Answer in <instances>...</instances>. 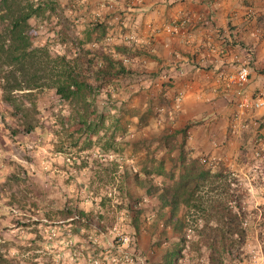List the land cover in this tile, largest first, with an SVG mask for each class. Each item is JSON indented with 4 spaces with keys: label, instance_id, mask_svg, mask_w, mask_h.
Returning a JSON list of instances; mask_svg holds the SVG:
<instances>
[{
    "label": "rangeland",
    "instance_id": "374dc122",
    "mask_svg": "<svg viewBox=\"0 0 264 264\" xmlns=\"http://www.w3.org/2000/svg\"><path fill=\"white\" fill-rule=\"evenodd\" d=\"M1 1L0 34L7 26ZM17 2L57 5L56 13L30 20L34 46L46 47L53 57L74 58L81 45L87 59L91 49L113 50L112 36L111 41L106 36L94 40L82 33L86 23L77 22L75 0ZM116 2L109 1V8ZM252 7L256 19L261 12ZM219 47L211 61L218 58L214 51ZM149 57L148 50L120 56L131 72L119 85L94 91L92 120L102 116L104 127L93 135L72 119V108L55 90L31 96L4 90L17 81L0 56V264H169L174 252L175 264H264L263 133L254 128L233 133L228 125L225 138L218 131L207 145L211 149L199 150L192 137L200 134L190 129L200 124H176L184 93L169 96L161 86L154 90ZM95 72L94 65L87 72L94 87ZM251 113L256 111L243 116ZM214 138L222 140L217 152ZM182 149L214 172L224 166L237 181L230 183L234 198L215 197L224 204L209 226L191 213L180 232L168 223L174 214L161 208L159 194L182 174ZM227 208L233 210L231 217ZM227 229L239 234L230 237Z\"/></svg>",
    "mask_w": 264,
    "mask_h": 264
},
{
    "label": "crops",
    "instance_id": "0c3cea01",
    "mask_svg": "<svg viewBox=\"0 0 264 264\" xmlns=\"http://www.w3.org/2000/svg\"><path fill=\"white\" fill-rule=\"evenodd\" d=\"M109 1L75 0L77 22L86 23L82 33L100 40L103 34L94 27L101 25L106 27L107 35L112 32L116 36L122 33L126 37L136 36L131 42L124 39L120 42L148 50L151 61L147 63L157 83L155 91L161 86L169 96L184 93L176 124L195 121L200 124L197 129H190L192 134H200L198 138L192 137V144L199 150L211 149L207 145L212 135L218 137L221 131L220 138H225L228 125L234 129L233 133L254 128L264 135V111L241 115L235 92L229 89L232 95L226 93L229 90L217 78L216 58L212 61L210 58L214 48L223 46L225 38L240 41L253 56L246 94L250 99L257 98L264 90V0H117L118 8H109ZM252 6L261 12L256 19L255 14L250 16ZM184 17L189 22L181 27L179 34L169 35V27ZM231 96L235 98L230 101ZM243 119L250 120L245 127ZM229 137V144L235 145L234 137ZM214 140L217 152L222 149V140Z\"/></svg>",
    "mask_w": 264,
    "mask_h": 264
},
{
    "label": "trees",
    "instance_id": "16d2710c",
    "mask_svg": "<svg viewBox=\"0 0 264 264\" xmlns=\"http://www.w3.org/2000/svg\"><path fill=\"white\" fill-rule=\"evenodd\" d=\"M1 6L2 11L5 13L2 20L7 23V26L4 32L0 34V40H3L0 41V56H5L3 65L11 69L10 73L14 74V80L17 81L15 86L11 88L3 86V89L9 93L14 90L23 91L27 93V96H31L37 90L53 89L57 96L72 108L71 116L76 123L84 126L88 134H100L104 127L103 117L98 116V120H92L91 110L95 101L92 98L94 91L105 86L111 85L114 87L116 84L119 85L123 76L131 72L121 62L120 56L127 57L132 52L144 55L145 50L133 49L124 42H120V40H125V34L122 33L121 36H116L115 33L109 32L111 35H107V31L104 33L106 27L95 25L94 29L99 30L98 33L107 38L109 36L113 37L114 47L111 52H100L91 49L89 60L87 54L86 56L82 54L84 50L83 45H81L74 58H69L67 55L53 57L46 47L34 46L30 35V20L42 18L47 11L56 13L58 8H56L55 2L21 6L17 0H2ZM239 45L246 49L242 43H239ZM93 65L96 69V87L90 83V76L87 74ZM0 67H2V64H0ZM2 79L3 77L0 80ZM9 83L7 81V85ZM184 132L186 133L187 130ZM180 164L183 172L179 179L161 190L159 194L161 208L164 210L170 209L174 217L177 214L179 216L176 220H174V217H170L168 223L174 226L176 231L183 232L190 214L196 213L195 215H200L198 218L205 221L209 226L211 220L217 217L215 214L221 210L224 204H220L219 199L215 197L220 196L224 199L223 201L227 202L229 199L234 198V194L229 193L230 183L237 180L233 178L230 172L225 173L227 170L224 166L219 167L214 172L202 166L199 159L187 158L183 149L180 154ZM213 192L217 195L206 199L207 195L205 194ZM236 203L241 211V204L237 201ZM232 209L234 210V207ZM232 209L227 208V214L230 217L233 213ZM238 214L236 215L238 216ZM237 216H234V218H237ZM216 228L215 226L213 229L216 230ZM217 230L220 232L219 229ZM227 232L230 237L239 234V232L229 229H227ZM176 253L178 252L172 253L169 264H175L177 261Z\"/></svg>",
    "mask_w": 264,
    "mask_h": 264
},
{
    "label": "built area",
    "instance_id": "2783aa9c",
    "mask_svg": "<svg viewBox=\"0 0 264 264\" xmlns=\"http://www.w3.org/2000/svg\"><path fill=\"white\" fill-rule=\"evenodd\" d=\"M140 2V0H134ZM253 11L250 12V16H253ZM188 17H184L181 22L174 24L172 29L167 31L170 34H177L180 28L189 22ZM109 41L111 37L107 38ZM132 37H126L125 41L131 42ZM223 46L216 49L217 59L215 66L218 69L217 78L218 81L224 83V86L229 90L233 89L235 96L237 97V105L241 108V115H245L248 111L261 112L264 111V90H262L257 98L250 99L246 96V88L251 79V69L253 64V56L249 50L242 48L239 43L235 42L231 38H225ZM230 91V90H229ZM227 91L226 93H229ZM33 148V147H30ZM1 156V150H0ZM128 240V238H127ZM126 240V241H127Z\"/></svg>",
    "mask_w": 264,
    "mask_h": 264
},
{
    "label": "clouds",
    "instance_id": "9594fccd",
    "mask_svg": "<svg viewBox=\"0 0 264 264\" xmlns=\"http://www.w3.org/2000/svg\"><path fill=\"white\" fill-rule=\"evenodd\" d=\"M1 150V149H0ZM1 152H2V150H1Z\"/></svg>",
    "mask_w": 264,
    "mask_h": 264
}]
</instances>
